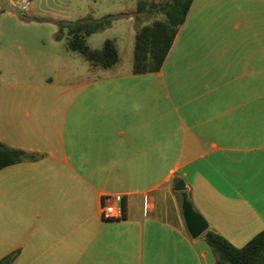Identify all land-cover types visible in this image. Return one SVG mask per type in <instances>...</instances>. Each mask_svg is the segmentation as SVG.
I'll list each match as a JSON object with an SVG mask.
<instances>
[{"label": "crops", "instance_id": "1", "mask_svg": "<svg viewBox=\"0 0 264 264\" xmlns=\"http://www.w3.org/2000/svg\"><path fill=\"white\" fill-rule=\"evenodd\" d=\"M133 28L109 69L55 39L48 69L24 40L0 50V143L39 155L0 170V261L212 264L187 195L235 247L264 230V0H193L158 72L133 74ZM111 194L122 219L100 216Z\"/></svg>", "mask_w": 264, "mask_h": 264}, {"label": "trees", "instance_id": "2", "mask_svg": "<svg viewBox=\"0 0 264 264\" xmlns=\"http://www.w3.org/2000/svg\"><path fill=\"white\" fill-rule=\"evenodd\" d=\"M193 0H139L136 14H160L162 18L136 28L133 50L132 72L135 75L158 72L169 53L179 28L185 22ZM126 14H108L100 18L86 15L75 21H54L58 31L54 39H64L69 51L78 53L92 67L109 69L119 61L115 42L106 39L100 49H92L87 38L110 28ZM38 154L14 149L0 143V170L7 166L34 161ZM203 242L214 256L212 264H264V230L250 239L243 247H235L213 231H206ZM8 259L0 264H7Z\"/></svg>", "mask_w": 264, "mask_h": 264}, {"label": "rangeland", "instance_id": "3", "mask_svg": "<svg viewBox=\"0 0 264 264\" xmlns=\"http://www.w3.org/2000/svg\"><path fill=\"white\" fill-rule=\"evenodd\" d=\"M13 1H18V6L4 5L0 12V50L9 48L17 52L16 46L20 40H24L23 44L27 48V52L30 55L35 53L40 55L39 65L46 69L51 65L50 54L59 51L50 44V40L54 39V35L58 31L54 21H75L87 14L96 18L108 14H118L117 12L120 10H131L136 2V0H26L24 3H21V0ZM155 1L160 3L162 0ZM160 18H162L160 14H126L124 18L116 21L106 31L91 36L87 40L88 45L98 47L100 40L105 37L117 38V42H120L119 40L126 36L129 28H138ZM19 21L28 24L26 29H21L18 26ZM58 47L60 50L66 49L64 39L59 42ZM74 55L84 59L78 53Z\"/></svg>", "mask_w": 264, "mask_h": 264}, {"label": "water", "instance_id": "4", "mask_svg": "<svg viewBox=\"0 0 264 264\" xmlns=\"http://www.w3.org/2000/svg\"><path fill=\"white\" fill-rule=\"evenodd\" d=\"M185 185L182 181L175 182L174 191H184ZM189 195L183 196L182 213L185 221L186 229L192 239H197L208 230V223L199 214L196 213L189 201Z\"/></svg>", "mask_w": 264, "mask_h": 264}, {"label": "built area", "instance_id": "5", "mask_svg": "<svg viewBox=\"0 0 264 264\" xmlns=\"http://www.w3.org/2000/svg\"><path fill=\"white\" fill-rule=\"evenodd\" d=\"M145 198V202H146ZM146 210V206H145ZM124 198L120 194H111L103 197L100 206V216L106 220H119L124 217Z\"/></svg>", "mask_w": 264, "mask_h": 264}]
</instances>
